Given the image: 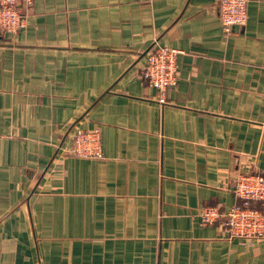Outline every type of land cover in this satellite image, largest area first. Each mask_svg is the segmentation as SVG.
Wrapping results in <instances>:
<instances>
[{
  "label": "crops",
  "instance_id": "1",
  "mask_svg": "<svg viewBox=\"0 0 264 264\" xmlns=\"http://www.w3.org/2000/svg\"><path fill=\"white\" fill-rule=\"evenodd\" d=\"M216 1L36 0L0 31V264H264V238L198 217L264 175V0L228 35ZM155 43L181 52L162 100ZM77 129L102 158L64 152Z\"/></svg>",
  "mask_w": 264,
  "mask_h": 264
},
{
  "label": "built area",
  "instance_id": "2",
  "mask_svg": "<svg viewBox=\"0 0 264 264\" xmlns=\"http://www.w3.org/2000/svg\"><path fill=\"white\" fill-rule=\"evenodd\" d=\"M36 0H0V31L15 34L25 22V13ZM248 0H217L216 9L225 35L247 21ZM181 52L167 46L153 44L145 55L139 77L156 90L162 100L165 92L176 86L178 80L177 57ZM64 152L79 159H100L103 153L99 130L72 132ZM231 192L239 203L221 212L217 207H203L198 212L202 226L220 220L230 237L264 238V210L253 204L264 205V175L245 172L230 178Z\"/></svg>",
  "mask_w": 264,
  "mask_h": 264
},
{
  "label": "trees",
  "instance_id": "3",
  "mask_svg": "<svg viewBox=\"0 0 264 264\" xmlns=\"http://www.w3.org/2000/svg\"><path fill=\"white\" fill-rule=\"evenodd\" d=\"M254 207V205H252Z\"/></svg>",
  "mask_w": 264,
  "mask_h": 264
}]
</instances>
